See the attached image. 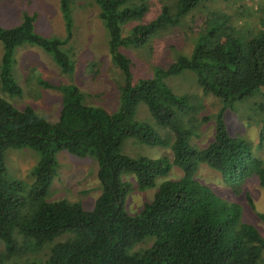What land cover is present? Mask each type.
<instances>
[{"label":"trees","instance_id":"1","mask_svg":"<svg viewBox=\"0 0 264 264\" xmlns=\"http://www.w3.org/2000/svg\"><path fill=\"white\" fill-rule=\"evenodd\" d=\"M94 1L96 15L107 31L109 60L121 78L119 105L108 112L85 103L78 87L50 85L37 78L39 84L61 92L57 120L49 122L31 107L16 109L0 96V241L4 256L21 250L26 242L36 248L56 234L68 232L63 240L51 243L43 264H264V236L241 219V207L223 201L192 178L198 163H203L217 171L226 184L254 177L264 188L262 161L252 155L249 140L228 134L224 122V113L234 111L235 103L261 96L264 28L240 37L224 15H211L195 32L187 53L177 51L166 62L153 64L148 76L133 80L132 62L121 48L147 44L151 36L178 24L191 8L206 0H172L171 5L160 1L156 13L144 22L146 0ZM63 5L59 0V6ZM129 21L132 24L121 34V26ZM21 43L39 46L61 72L70 71L67 56L58 48L60 40L34 33L25 14L18 25L0 27V93L20 95L7 72V62L13 47ZM182 70L194 74L203 94L218 99L213 115H201L197 95L176 93L164 81L165 76ZM138 102L145 104L154 121L166 129L165 134L134 117ZM256 109L264 112V104L259 102ZM208 120L213 123L212 139L202 147L192 144L190 138L197 134L199 124ZM127 137L168 146L171 156L121 153ZM21 147L39 153L28 187L4 175V151ZM59 149L79 156L94 155L101 188L90 209L77 201L45 199ZM171 164L179 166L182 175L160 181L153 197L140 209L125 212L129 185L121 173L131 172L139 187L154 186L155 177L165 174ZM246 200L253 209L248 196ZM255 215L264 225V211ZM145 235L153 236L150 245L129 252L133 242Z\"/></svg>","mask_w":264,"mask_h":264},{"label":"rangeland","instance_id":"2","mask_svg":"<svg viewBox=\"0 0 264 264\" xmlns=\"http://www.w3.org/2000/svg\"><path fill=\"white\" fill-rule=\"evenodd\" d=\"M147 9L141 17L144 22L157 11L158 3L165 1L171 5L172 0H146ZM0 0V27L9 28L22 22L24 15L30 18L31 30L46 39L60 40L58 48L67 56L70 71L61 72L53 62L50 54L32 43H21L10 52L7 72L20 89V95L0 93L16 109L26 106L44 116L49 122H55L61 103V92L52 87L41 85L37 78L48 84L73 85L83 93V101L90 105L103 107L106 111H114L118 105V83L120 75L117 68L110 62L107 53V31L103 21L96 15L97 5L94 0ZM224 15L227 24L240 37L256 33L264 28V0H206L191 8L181 21L158 31L151 36L148 43L134 47L125 45L121 51L132 62V79L151 74L150 67L162 64L173 57L178 51L187 53L190 49L195 32L206 25V17ZM134 21V20H133ZM132 21L121 26L124 34ZM65 25V27H64ZM0 44V55H1ZM164 81L176 93L197 95L202 104L201 115H213L218 107V99L210 94H203L197 85L194 74L182 70L177 74L167 75ZM261 96L255 95L243 102L235 103V110L224 113V122L229 135L239 136L251 143L252 155L264 165V112H259L256 105L264 104V88ZM134 117L149 124L160 134L166 129L158 125L143 102L135 106ZM211 120L199 124L197 134L190 138L196 146L206 145L213 137ZM259 132L262 139H260ZM120 152L129 156L143 155L150 158L171 156L168 146L149 145L127 137L122 141ZM55 174L53 175L46 194V200L65 199L77 201L84 209L93 206L100 192L97 178V162L92 154L74 155L64 149L54 154ZM39 153L31 148H7L4 151L5 179L20 180L27 187L32 182L30 170L35 166ZM182 175L179 166L171 164L163 175L154 179V186L139 187L131 172H123L120 177L128 182V191L124 198L123 210L134 213L145 201L153 197L157 184L164 179H175ZM192 178L199 184L210 188L223 201L237 203L242 210L241 219L251 223L260 236H264V225L256 217V212L264 211V188L254 177L238 184L229 185L222 181L220 174L198 163ZM249 197L253 209L248 204ZM69 236L61 232L48 239L38 247H30L29 243L10 256H4L3 244L0 241V264H43L52 242L61 241ZM20 245L19 237L14 234ZM153 236L145 235L133 242L128 251H140L147 248Z\"/></svg>","mask_w":264,"mask_h":264}]
</instances>
